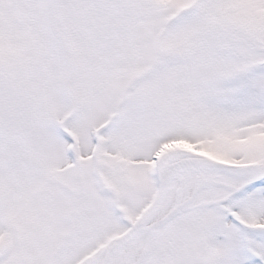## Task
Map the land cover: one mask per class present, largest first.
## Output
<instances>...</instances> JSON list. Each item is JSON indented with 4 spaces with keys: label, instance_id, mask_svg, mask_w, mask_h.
<instances>
[{
    "label": "snow or ice",
    "instance_id": "1",
    "mask_svg": "<svg viewBox=\"0 0 264 264\" xmlns=\"http://www.w3.org/2000/svg\"><path fill=\"white\" fill-rule=\"evenodd\" d=\"M0 264H264V0H0Z\"/></svg>",
    "mask_w": 264,
    "mask_h": 264
}]
</instances>
